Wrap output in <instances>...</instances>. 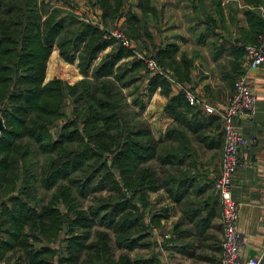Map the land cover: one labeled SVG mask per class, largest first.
Wrapping results in <instances>:
<instances>
[{
  "label": "trees",
  "instance_id": "1",
  "mask_svg": "<svg viewBox=\"0 0 264 264\" xmlns=\"http://www.w3.org/2000/svg\"><path fill=\"white\" fill-rule=\"evenodd\" d=\"M53 1L0 0V117L5 125L0 135V262L162 264L157 257L131 256L152 245L159 248L146 219L160 227L169 218L168 210H152L149 193L163 190L179 205L183 217L173 228L178 242L191 234L182 230L184 225L198 220L196 228L209 227L217 201L199 197L216 177L210 180L202 170L186 128L202 136L213 126L219 132L220 118L202 116L201 108L191 106L183 90L174 94L160 73L151 78L149 94L160 89L169 99L165 112L175 125L165 138L154 137L142 115L144 105L128 101L125 91L150 76L145 60L136 55L138 48L181 87L192 82V61L185 55L178 59L176 44L163 45L162 11L154 0H87L98 21L90 13H74L73 0ZM242 1L255 10L245 13L248 28L241 31L240 42L252 44L264 31L258 12L264 0ZM187 2L208 27L217 25L208 13L213 9L224 23L220 0ZM120 20L133 49L107 38ZM233 54L226 80L234 84L242 74L244 49L234 47ZM53 59L60 68L76 64L82 77L53 76ZM222 136L221 131L213 138L211 148L220 147ZM37 188L53 193L48 202L37 197ZM89 199L92 204L85 206ZM62 233L65 246L52 247ZM7 252L17 257L14 262Z\"/></svg>",
  "mask_w": 264,
  "mask_h": 264
},
{
  "label": "crops",
  "instance_id": "2",
  "mask_svg": "<svg viewBox=\"0 0 264 264\" xmlns=\"http://www.w3.org/2000/svg\"><path fill=\"white\" fill-rule=\"evenodd\" d=\"M220 1L224 23L221 22L217 10L213 9L208 13L212 15V19L217 25L211 24L209 27L204 24L199 14L195 13L187 0H154L153 4L162 11L158 29L161 31L163 45L176 44L180 49L178 59L185 55L192 61V82L184 86L193 85L197 95L202 99V105L199 106L203 112L202 116L205 118H207V114L217 116L220 118L219 123L222 126V114L234 94V84L226 80V75L232 67L231 64L235 62L233 49L240 46L244 49V46L248 45L241 44V31L248 28L245 13L255 9L245 5L242 0ZM80 6L83 7L84 13H90L91 20L98 21L99 15L92 12L87 0H81ZM75 9L78 10L77 15L83 13L78 8ZM133 10L141 18L142 14L136 6L133 7ZM147 20L149 25L155 24L150 14ZM123 23L124 20L119 21L120 25ZM138 45L141 46V42ZM110 50L111 48L102 52L100 56L104 57ZM136 55L140 57L144 54L138 48ZM239 64L242 73L247 75L254 90L257 104L252 119L241 118L236 121L242 136L254 141L251 145L240 150L241 167L233 178V197L240 209L238 228L242 234L241 255L238 264H247L254 258H260L264 264V63L258 69L250 71L244 55ZM64 65L72 69V74L82 77L76 64L64 63ZM155 74L150 73L149 77H142L137 83L141 84L139 88H131L132 90L127 92V96L129 102L133 103L139 100V103L144 105L142 115L151 124L154 137L163 139L166 137L168 128L175 125V122L173 117L165 112V106L169 99L161 95L160 89H157L153 95L149 94L150 80ZM172 86L174 94L181 91L179 84H172ZM206 107L212 108L214 112H207ZM136 110L139 111V107H136ZM186 129L188 137L192 139L199 154L202 170L210 180H213L221 171L224 135L220 147L211 148V145L213 138L220 134L222 128L218 132L216 126L209 127L203 136L191 132L188 127ZM198 136L204 141L198 139L196 141L195 138ZM215 143L217 144V140ZM20 186L21 183L17 188ZM39 190L43 189L37 188V197H39ZM16 194L14 193L12 196ZM212 196L215 197L217 205L215 216L210 220L209 227L196 228L194 224L196 225L198 220L194 224L184 225L182 230L191 231V234L188 233V237L181 242L177 241L174 245L171 244L169 247L161 249L162 264H221L223 227L221 208L213 186L207 189L199 199L206 202ZM191 199L197 201L194 195H191ZM149 201L153 211L159 210V208L168 210L169 218L162 219L159 232H152V241L162 246L165 244L163 231L166 228H174L183 217V213L179 205L175 204L163 190L149 193ZM207 216L208 210L204 209L201 218L205 219ZM3 237L6 236L3 235ZM190 244L193 245L192 249L189 247ZM6 258H13L11 261L14 262L17 257L13 252H7ZM0 264H5V261Z\"/></svg>",
  "mask_w": 264,
  "mask_h": 264
},
{
  "label": "built area",
  "instance_id": "3",
  "mask_svg": "<svg viewBox=\"0 0 264 264\" xmlns=\"http://www.w3.org/2000/svg\"><path fill=\"white\" fill-rule=\"evenodd\" d=\"M264 20V8L258 9ZM108 39H115L121 46L133 49V43L127 38L124 31L115 29L107 35ZM244 55L248 70L254 71L264 63V31L256 42L244 46ZM145 60L150 73H160L166 75L170 82L178 85L174 79L163 71L157 62L151 57L140 56ZM181 87V86H180ZM185 97L191 106H201L202 99L197 95L194 86L181 87ZM257 97L245 73H242L234 83V94L228 102L221 117L222 131L224 135V146L222 151V163L220 174L214 182V192L218 197L221 208V222L223 227V239L221 243L222 258L221 264H238L241 255L242 234L238 228L240 209L233 197V178L237 170L241 167L240 150L251 145L254 141L246 139L239 132L236 121L241 118L252 119L255 115ZM207 112L214 110L206 107ZM146 224L151 227L154 233L157 231L152 226L150 220L146 219ZM171 240L169 234L163 236V242ZM247 264H262L260 258H254Z\"/></svg>",
  "mask_w": 264,
  "mask_h": 264
},
{
  "label": "rangeland",
  "instance_id": "4",
  "mask_svg": "<svg viewBox=\"0 0 264 264\" xmlns=\"http://www.w3.org/2000/svg\"><path fill=\"white\" fill-rule=\"evenodd\" d=\"M76 4V7L79 9L81 8L80 4H81V0H73ZM55 3V0L53 1ZM132 3H134V1L132 0ZM68 7V6H67ZM69 8V7H68ZM83 8V7H82ZM79 9V11H82L84 12L83 10ZM74 12H78L77 9H74ZM115 29H120L121 31H124L125 33V28L123 26V24L119 27V28H115ZM113 30V27L110 29V31ZM58 59L55 60L53 59L52 62H51V65H50V70H51V73L53 74V76L55 75H58L60 77H62L64 80L65 79H69L71 78V75H73L74 77H78V76H75L74 74L71 73L72 69L70 67H66L64 64L60 67H58ZM141 84H134L132 85L131 87L128 88V91L126 90L125 91V94L127 95V92L131 91L132 89L131 88H135V89H138L139 86ZM129 101V100H128ZM131 103V102H130ZM62 123H59V126L61 125ZM63 125V124H62ZM42 158H41V162H42ZM53 193H46L44 190H39V197L42 198V200H45L46 202H48L49 198L51 197ZM106 193H103V196H105ZM92 199H89L86 203H85V206H89L90 204H92ZM162 208V207H161ZM60 210L65 214V209L64 207H60ZM159 210H161L159 208ZM150 217V216H148ZM162 226V225H161ZM160 226V227H161ZM160 227L156 226L155 228L157 229V232H159L160 230ZM149 231V230H148ZM164 233L162 234L163 236L165 234H169L171 236V240L169 242L165 241V244H162V246H159L158 247L160 248H157L155 247L154 245H152V247L150 249H148L147 251H143V250H137L135 252H133L131 254L132 258H134L135 256L137 257H142V258H145V259H149V258H152V257H157L160 261H161V258H162V250L161 249H164L165 247H169L171 244L174 245L175 243H177V240H176V233L174 234L173 233V228L170 227L169 229L166 228V230L163 231ZM150 233V232H149ZM152 232L150 233L151 237H152ZM65 237V234L62 233L60 237H58L56 240H55V243L52 244L51 246L54 248H62L65 246V244L63 243V238ZM153 240V237L151 239V241ZM153 244H155L153 241H152ZM157 245V244H156ZM35 247L37 248H40L41 247V244H35ZM164 247V248H163ZM138 253V255H136ZM116 254H119V252L117 251ZM136 258V257H135ZM162 263V262H161Z\"/></svg>",
  "mask_w": 264,
  "mask_h": 264
},
{
  "label": "water",
  "instance_id": "5",
  "mask_svg": "<svg viewBox=\"0 0 264 264\" xmlns=\"http://www.w3.org/2000/svg\"><path fill=\"white\" fill-rule=\"evenodd\" d=\"M4 129H5V125H4L3 120H2L1 117H0V135H1V133L4 131Z\"/></svg>",
  "mask_w": 264,
  "mask_h": 264
}]
</instances>
